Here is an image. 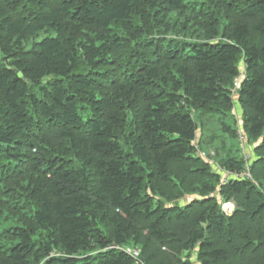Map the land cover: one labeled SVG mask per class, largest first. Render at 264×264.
Masks as SVG:
<instances>
[{
	"label": "trees",
	"instance_id": "16d2710c",
	"mask_svg": "<svg viewBox=\"0 0 264 264\" xmlns=\"http://www.w3.org/2000/svg\"><path fill=\"white\" fill-rule=\"evenodd\" d=\"M239 77L259 184L220 188L232 217L166 203L218 190L194 113ZM184 243L264 264V0H0V264H193Z\"/></svg>",
	"mask_w": 264,
	"mask_h": 264
},
{
	"label": "rangeland",
	"instance_id": "374dc122",
	"mask_svg": "<svg viewBox=\"0 0 264 264\" xmlns=\"http://www.w3.org/2000/svg\"><path fill=\"white\" fill-rule=\"evenodd\" d=\"M244 74L242 72L241 76ZM236 85V86H235ZM240 85V82H238ZM235 82L232 93L234 97V105L228 115L225 114H206L195 112L194 117L199 125L198 139L196 141L195 156L205 163L219 177L218 190L206 196L200 194L184 193L177 198L178 201H168L166 203L174 204L179 202L182 205H188L195 200L217 199L221 212L232 217L238 207L235 199L227 200L219 192L220 188L231 179H251L256 185L259 183L252 174V169L257 159V147L262 141V138L252 139L245 130L244 111L239 103L238 86ZM226 157H234L242 160L244 169L241 173L226 169L221 163V159ZM188 247L182 251L183 259L191 261L193 264H201L199 261L200 247L197 244ZM132 249H139L130 247Z\"/></svg>",
	"mask_w": 264,
	"mask_h": 264
},
{
	"label": "built area",
	"instance_id": "2783aa9c",
	"mask_svg": "<svg viewBox=\"0 0 264 264\" xmlns=\"http://www.w3.org/2000/svg\"><path fill=\"white\" fill-rule=\"evenodd\" d=\"M240 79H241V77H239L238 79H236V84L238 85V82H240ZM236 86V85H235ZM239 86V85H238ZM125 250L128 252V253H130V254H132L134 257H138L139 256V254H140V250L139 249H132V248H130V247H126L125 248Z\"/></svg>",
	"mask_w": 264,
	"mask_h": 264
},
{
	"label": "water",
	"instance_id": "95a60500",
	"mask_svg": "<svg viewBox=\"0 0 264 264\" xmlns=\"http://www.w3.org/2000/svg\"><path fill=\"white\" fill-rule=\"evenodd\" d=\"M188 246L187 245H185V248H187Z\"/></svg>",
	"mask_w": 264,
	"mask_h": 264
}]
</instances>
